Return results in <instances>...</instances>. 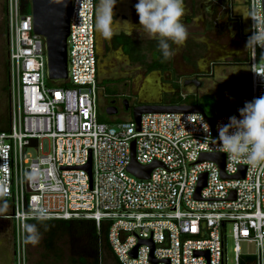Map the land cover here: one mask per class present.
<instances>
[{
    "label": "built area",
    "instance_id": "2783aa9c",
    "mask_svg": "<svg viewBox=\"0 0 264 264\" xmlns=\"http://www.w3.org/2000/svg\"><path fill=\"white\" fill-rule=\"evenodd\" d=\"M247 1L263 18L262 0ZM95 10L96 0H72L68 77L52 82L30 13L23 14L21 0H6L9 130L0 132V199L13 204L6 218L13 224L14 264L26 262L25 225L41 220L40 208L47 210L43 221L106 227L118 264H226L227 225L235 264H264V163L253 167L218 152L206 141L200 114H143L138 129L131 118L99 120ZM251 26L248 19L247 38ZM253 62L258 55L254 61L248 48L249 69ZM261 95L264 81L250 71L248 101ZM232 115L239 118L213 117V126L201 116L210 138ZM132 143L137 164L157 163L147 179L128 172ZM202 154L224 156L225 178L215 162L199 161ZM241 169L242 178H233ZM240 243H252L255 254H242Z\"/></svg>",
    "mask_w": 264,
    "mask_h": 264
},
{
    "label": "crops",
    "instance_id": "0c3cea01",
    "mask_svg": "<svg viewBox=\"0 0 264 264\" xmlns=\"http://www.w3.org/2000/svg\"><path fill=\"white\" fill-rule=\"evenodd\" d=\"M189 1L190 0H185L186 14L182 19V23H184L188 29L189 38L176 55L165 60L164 57L161 58L160 56L161 51L157 41L151 39L146 33H140L135 30L140 27L139 17L134 7L138 0H117L114 9L115 18L121 23L129 21L135 27L132 29L127 25L118 26L116 29L117 34L110 41L103 39L95 30L97 78L100 84L107 82L105 86H101L102 89L99 92V96L103 93L106 95H116L121 101H126V98H129L131 99L129 103L133 106L136 105L135 103L141 104L146 102H159L164 104L165 101L177 92L175 84L179 82H175L174 79L178 75L174 73L180 71L179 69H193V67L196 70L193 72V76L187 78L186 81H201L202 77H207V79L212 77L215 79L214 81H216L215 84L218 91L219 88L217 87V83L224 80L238 81L241 79L240 67L231 66L224 68L216 67L214 64L215 62L229 60L232 57L239 59L241 51L238 43H240V41L237 42L236 40L232 42L230 49L227 51L224 50L217 42L218 34H216V31H214L213 35H210L209 38V33L206 32L204 26L202 14L197 11L193 13L190 12L187 6ZM239 1L240 0H233L234 8L232 11L234 15L240 13V10L235 7ZM149 44L155 45L150 52L147 50ZM190 44H192L194 48L189 49L191 46ZM172 47L175 48V45ZM144 60L148 64L159 60L163 66L166 65L169 68L165 70H154L149 73L145 71L143 65ZM174 68L176 71H174ZM237 69L238 71H236ZM195 74L196 76L198 75L197 79L195 78L196 76H194ZM202 74H206L207 76H203ZM189 85L194 84H185L186 88ZM194 88L199 89V87L195 85ZM119 89H121L122 92H120ZM147 91H150V94L152 93V95H149L150 97L143 95H147ZM181 97L186 96L182 94ZM225 97L223 102L220 103L221 105L237 106L242 103L239 99H235L231 95H226ZM100 118L103 120L102 122L105 121L110 124L118 121L130 120V116L127 113H119L117 115L101 114V116L99 114V120ZM6 215L0 213V253L7 251L13 259V224L12 221H9L10 219L8 220V218H6ZM9 229H11V231H9ZM6 231L10 234L9 238L6 236ZM11 240L12 242H10Z\"/></svg>",
    "mask_w": 264,
    "mask_h": 264
},
{
    "label": "clouds",
    "instance_id": "9594fccd",
    "mask_svg": "<svg viewBox=\"0 0 264 264\" xmlns=\"http://www.w3.org/2000/svg\"><path fill=\"white\" fill-rule=\"evenodd\" d=\"M116 4L117 0H99L95 10V30L103 39L109 41L117 34L118 26L127 25L132 29L135 27L129 21L121 23L115 18ZM134 7L140 26L135 30L156 40L165 60L176 55L189 38L188 29L182 23L186 14L185 0H138ZM240 13L245 20L252 21L246 48L253 49L254 61L257 56L256 49L259 47L262 50L259 62H253L249 70L264 81V18L255 9H244ZM231 34L235 36V32ZM238 112L239 118L232 115L228 123L217 125L218 138H210V127L200 116L201 126L208 134L206 141L211 140L213 144L218 145V152L226 153L234 160L244 158L248 164L256 167L264 163V95L245 101ZM2 195L5 193L0 190V196ZM38 218L47 219V210L38 209ZM25 229L28 233L26 241L39 243L42 237L37 227L25 225Z\"/></svg>",
    "mask_w": 264,
    "mask_h": 264
},
{
    "label": "water",
    "instance_id": "95a60500",
    "mask_svg": "<svg viewBox=\"0 0 264 264\" xmlns=\"http://www.w3.org/2000/svg\"><path fill=\"white\" fill-rule=\"evenodd\" d=\"M30 15L32 18L33 34L40 36L44 40L47 78L52 82H63L68 77V53L67 39L69 35V22L72 8V0H29ZM67 5L66 7L64 5ZM262 10L264 18V0H262ZM194 84L200 86L197 80L185 82V84ZM221 92L232 93L236 98H243V84L241 82H221L218 84ZM161 113H187L200 114L212 126L213 117L206 115L204 110L197 104L195 105H162L159 102H146L133 107L130 118L139 128L140 117L143 114H161ZM116 111H106V115H115ZM132 160L128 166V172L138 179H147L151 170L157 166V163L150 166H141L134 159V143L131 146ZM213 161L220 167L223 174L224 156L221 154H202L199 161ZM90 172L89 164L87 166ZM244 169L233 178H242ZM205 186V176H203L197 186L195 198L199 199V192ZM221 237H223V225L220 227ZM150 244V243H149ZM150 247L153 246L150 244ZM135 256V249L132 252Z\"/></svg>",
    "mask_w": 264,
    "mask_h": 264
},
{
    "label": "trees",
    "instance_id": "16d2710c",
    "mask_svg": "<svg viewBox=\"0 0 264 264\" xmlns=\"http://www.w3.org/2000/svg\"><path fill=\"white\" fill-rule=\"evenodd\" d=\"M23 14L30 13V4L28 0H21ZM2 27L4 38V50L6 61L4 63V91L6 92V111L2 117L3 125H0V132L9 130V102H8V62H7V41H6V0L2 4ZM155 45L149 44L148 51H152ZM163 58L162 53H160ZM143 65L147 72L152 70H165L169 68L162 65L159 60L153 61L150 64L143 61ZM187 97L175 95L170 97L167 103L181 105L186 103ZM198 105V100L195 102ZM244 105L225 106L218 104L215 106V116L239 114L238 109ZM2 123V122H1ZM28 225H35L41 234L39 241L40 248L43 251L41 259L53 260L60 262L62 260V250L58 247V243L64 240L68 250V256L65 258V264H100L102 253L107 251L111 256L109 245L107 243L106 234L107 228L102 227L100 232L97 231L95 223L92 220H34ZM28 233L26 234L27 237ZM29 243V242H27ZM114 259V257L112 256ZM116 262V261H115ZM116 264H118L116 262Z\"/></svg>",
    "mask_w": 264,
    "mask_h": 264
},
{
    "label": "rangeland",
    "instance_id": "374dc122",
    "mask_svg": "<svg viewBox=\"0 0 264 264\" xmlns=\"http://www.w3.org/2000/svg\"><path fill=\"white\" fill-rule=\"evenodd\" d=\"M2 4L3 0H0V125H3V120L2 117L4 116V113L6 111V92L4 91V85H5V80H4V63L6 61V56H5V50H4V38H3V27H2ZM239 41L244 42L243 38H239ZM258 55V61L260 57V52L257 53ZM238 64L240 65H245L246 64V58L244 55H240ZM178 69V68H177ZM183 70V69H179ZM240 74H243L242 72ZM203 76H207L206 74H202ZM188 77L186 75H178L175 77V82H179L177 84L178 92L177 96H181L184 94L187 97L186 103L184 105H195L196 101L198 100V105L204 110L207 116L209 117H214L215 116V106L223 102V99H225L226 94L223 92H220L216 88V81L212 77H202L201 86L199 89H195L194 85H189V89L183 87V82L187 79ZM174 82V81H173ZM107 83V82H106ZM106 83L101 84V86H105ZM50 86H53L52 83L48 82ZM218 84V83H217ZM192 91H191V89ZM215 88V89H214ZM120 92H122L121 89H119ZM102 95H106L103 93ZM146 97H150V91H147V95L143 94ZM128 96V95H127ZM131 96V95H129ZM233 97V96H232ZM128 99V100H127ZM239 99L240 102H245L249 100L248 94L243 97V98H235ZM126 101L130 102L131 99L126 98ZM138 102V101H137ZM100 114V113H99ZM101 116V114H100ZM103 117V116H102ZM100 121H103L100 118ZM2 122V123H1ZM105 122V121H104ZM110 124V123H108ZM43 146L44 149L46 150V141H43ZM33 156L35 153L33 151H29ZM12 202L8 199H0V213L3 215L10 214L12 210ZM7 220V219H5ZM9 220V219H8ZM11 222V220H9ZM11 231V229H9ZM226 241H225V249H226V264H235L234 262V254H233V240L230 237V226H226ZM6 236L9 238L10 234L8 231H6ZM58 247L62 250V260L59 262H55L53 260H44L41 259V255L43 254L42 249L40 248L39 243H27V252H26V262L25 264H65V258L68 256V248L66 244L60 241L57 242ZM240 250L242 254H255V247L252 243H240ZM5 253V254H4ZM4 253H0V264H12L14 262V258L12 259V256L8 254V252L4 251ZM100 264H116L115 260L112 258V256L107 252L104 251L102 253V257L100 259Z\"/></svg>",
    "mask_w": 264,
    "mask_h": 264
},
{
    "label": "flooded vegetation",
    "instance_id": "af4514ba",
    "mask_svg": "<svg viewBox=\"0 0 264 264\" xmlns=\"http://www.w3.org/2000/svg\"><path fill=\"white\" fill-rule=\"evenodd\" d=\"M99 4V0H96V6ZM188 9L190 12H199L202 14V18L204 19V26L206 29V32L210 35H213L214 31H216V34H218L217 42L220 44L224 50L230 49V45L232 42H239V38H243L244 42L238 43L240 46V55H244L246 57L247 54V48H246V41H247V33H248V20H245L241 13H238L236 15L233 14L232 9L234 8V2L233 0H190L187 4ZM240 11L244 9H248V1L247 0H240L238 4L235 5ZM231 30V31H230ZM232 32H235V36L231 34ZM191 45V46H190ZM190 48H194L192 44H190ZM239 61H236V58H230L229 60H225L223 62H215L216 67H240L243 74H241L240 80H224L221 82H241L243 84V92L245 93V96L248 94V86H249V78H250V71L247 66V64L240 65L238 64ZM213 64V65H214ZM239 65V66H237ZM196 69L192 68H185L184 70L176 71L174 68V71H176L175 75H185L189 78L193 76V72ZM146 71V70H145ZM154 71V70H152ZM152 71H149L152 72ZM196 76V74L194 75ZM198 75L195 77L197 79ZM194 78V77H193ZM186 80L183 82V87L185 86ZM201 86V82L198 81ZM219 82V83H221ZM218 83V84H219ZM217 84V87L219 88V85ZM176 90L177 84H175ZM199 86V87H200ZM220 91V90H219ZM178 92V91H177ZM177 92L172 95L174 97L177 95ZM226 93L227 92H223ZM234 98H236L232 93H228ZM244 96V97H245ZM171 97V98H172ZM136 105H131L128 101H121L116 95H100L98 97V111L102 115H106V111H116V115L119 113L128 114L131 116V111L133 107L138 106L139 103H135ZM162 105H172L167 102L161 103ZM178 105V104H175ZM12 242V240L10 241ZM13 246V244H12ZM13 252V258H14V251ZM14 264V262H13Z\"/></svg>",
    "mask_w": 264,
    "mask_h": 264
}]
</instances>
